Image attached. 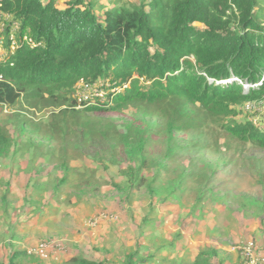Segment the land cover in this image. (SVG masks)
<instances>
[{"label": "trees", "instance_id": "obj_1", "mask_svg": "<svg viewBox=\"0 0 264 264\" xmlns=\"http://www.w3.org/2000/svg\"><path fill=\"white\" fill-rule=\"evenodd\" d=\"M0 11L21 22L14 55L0 67L4 76L0 106H19L9 116L15 131L27 136L26 143L34 156L44 160L42 165L64 170L63 177L54 180V192L67 185L74 169L88 170L73 169L68 162L69 147L74 150L76 146L79 153L75 158H80L87 155L85 146L98 147L107 141L110 158L116 160L118 153L113 150L119 144L130 160L121 171L125 180L120 186H111L127 198L138 192L145 194L150 210L155 208L154 198L162 195L160 202L176 198V191L188 183L196 184L198 201L211 198L226 204L231 200L244 214L255 207L263 209L264 204L254 197L226 189L233 174H227L226 179L218 177L233 165L232 158L227 156L220 167L198 171L196 166L180 162L183 152H178L174 134L211 125L226 138L264 149V128L234 120L236 107L264 96V0H112L108 5L98 0H69L64 9L56 7L55 0H0ZM27 31L43 45L29 48L23 43L21 35ZM233 76L261 84L245 91L237 81L217 83ZM81 79L109 80L114 87H126L113 96L110 106L78 109L69 95ZM129 107L150 108L162 119L164 149L149 148L150 138L158 130L151 131L148 125L131 122L123 131H105L100 121L87 115L103 108L114 112ZM45 108L53 109L51 123L46 125L23 114ZM79 131L78 141L73 142L70 138ZM10 132L8 124L0 121V160L16 144ZM34 137L39 138L37 148L46 146L45 150H36ZM113 137L117 145L111 142ZM17 147L19 153L27 150ZM49 178L42 181L41 188ZM261 181L264 185L263 178ZM104 182L100 180V184ZM9 197L8 191H0V209L5 215L13 208ZM1 249L0 264H18L20 257L28 255L25 250ZM220 253L214 246H206L192 264H215L217 257L221 264ZM138 255L127 251L121 264H144L150 259ZM67 264L106 262L78 255L70 257Z\"/></svg>", "mask_w": 264, "mask_h": 264}, {"label": "rangeland", "instance_id": "obj_2", "mask_svg": "<svg viewBox=\"0 0 264 264\" xmlns=\"http://www.w3.org/2000/svg\"><path fill=\"white\" fill-rule=\"evenodd\" d=\"M98 1L103 5H108L112 0ZM140 1L121 0V3H138ZM65 2L67 3V1ZM57 5H60V8H65L63 4L57 3ZM2 107L0 106V121L1 123L8 124L11 136L16 140V144L12 146L11 151L17 150V146H21L22 148L27 147V152L31 153L30 159L26 155H22V152H20L21 156L6 154V156L1 158L0 174L2 175L3 184H6L4 191H8L10 196L13 197L15 195L10 190L15 188V186L21 187L23 184L24 180L18 179L17 181L7 182L3 178V175H14L15 170L18 169L16 167L18 164L28 163V166L31 167V163L37 162V174L39 177L30 178L32 179V184H29L32 186L29 187L33 189L30 200L25 199L24 202L22 200V203H18L15 199L19 198L15 196L16 198L13 200L9 197L8 200L10 199L13 208H8V214L6 215L0 209L1 244L8 237L6 232H9V234L13 232L15 224L11 223V217L14 215L17 219L20 216L29 218L32 213L34 214L39 211L40 206L44 207L42 200L46 198L47 194H50V199H53L52 196H54L57 200H60L62 195H64L63 199L65 200L74 198L75 202L73 206L75 207L83 204L82 208L86 217L85 223H83L84 228L95 229L99 224L107 223L106 239L110 245L100 247L99 249L101 250L98 252L101 254L97 255L107 254V258H110L109 262L114 264H121L127 251H134L142 254L143 257L150 258L147 259L148 261L145 264H151L149 262L154 255L153 250L162 244H170L172 249L175 250L181 249V256H177V258L182 257L183 260H187L192 258L197 251V249H190L186 252L182 251L185 246H188L189 242L196 245V247H201L205 244H217L221 248L226 249V251L232 252L233 258L231 264H245L244 256L241 251L239 252L237 247L253 241L255 243V255L260 260L264 259V206L261 211L258 210V207H255L254 210H249L244 214L243 211H237L236 204L231 200L226 204H218L211 198L198 201L195 192L196 184L188 183L183 190L176 191L175 194L178 196L176 198H169L165 202L159 201L162 199V195L160 198H154L155 208L154 210H150L148 209L150 200L145 194L138 192L132 195V198H127L117 188L111 186V183L120 186L121 182L125 180L121 171L127 168L130 161L125 157L124 152L119 150V144L117 145L116 138L114 137L111 138V142L117 145L116 149L113 150L115 154L118 153L116 160H113L109 156L112 150L107 141L98 147L85 146L83 149L87 155L80 158H75L79 153L77 147L75 146L74 150H71L69 147L68 157L70 160L68 162H70L73 169L87 166L85 169L88 170L81 171L80 169H74L75 172L70 174L67 185L57 187L58 192H54V180L62 178L64 170L55 169L53 165H42L44 160L34 156V153L31 152V145L26 143L27 136H22L17 130L15 131L16 128H14L13 123H10L9 116L13 114L14 110H18L19 106L13 108L7 107V109H1ZM51 110L53 109L45 108L36 110L35 113L24 111L23 114L33 118L36 123L41 122L43 125H46L47 123H51V119H49ZM236 110L238 113L234 116V120L237 122L249 121L253 123L254 121L257 125H254L256 128H264V116L254 113L253 110L247 108L246 104L236 107ZM3 112L6 113L4 114ZM87 115L100 121L102 124L101 129L104 127L105 131L107 129L123 131L125 124L131 122H136L141 126L148 125V129L151 131L158 130L150 138L151 143L149 144V148L154 149L155 147L157 150L165 148L164 137H161L162 119L156 116L150 108L129 107L114 112H111L108 108H103L99 111L87 112ZM92 125L93 123H91ZM112 126L114 127L113 129H111ZM72 130H75V128L67 129V131ZM80 134L81 131L77 132L70 139L74 138L73 142H76L78 141L76 137ZM34 138L36 145L39 138ZM174 142L177 144L178 152H183L180 162L196 166V169L201 172L222 166L226 162L227 156L232 158L235 163L233 162V165L230 164L225 171L218 174V177L221 179H226L227 174H233L232 180L225 186L226 189L238 194L252 196L261 201V204H264V185H261L262 178L264 180V149L253 147L250 144L244 145L236 140L226 138L218 127L216 128L211 125L206 126L205 129L196 131L175 132ZM205 147L209 148L200 149ZM40 149L45 150L46 146L37 148L36 145V150ZM184 153L186 156H183ZM98 159H101L102 162ZM190 161L191 163H189ZM42 166L50 168V172L45 174L44 177L46 178L44 179L41 175L43 169L40 170ZM89 169H95V171L92 172ZM221 169H224V167H221ZM29 173L25 172L23 175H30ZM48 177L50 178L46 181V187L44 189L41 188V182ZM101 179L105 180V182L100 184ZM19 192L16 189L15 194ZM71 193L74 194L69 197ZM34 194L38 198H35ZM18 196L20 197V195ZM2 203L0 201V204ZM51 203L52 201L49 204ZM58 205L61 208L62 205L67 207L64 204ZM31 207H34V209H31ZM35 215L34 220L29 219L37 223L40 218L38 214ZM102 215H106V217H100ZM170 216L172 217L170 218ZM95 218H98L96 223L94 221ZM171 222L174 223L172 224ZM45 225L48 228V232H42L41 235L37 234L39 238L38 242L52 240L57 242L58 246L47 259L57 258L58 256H62V254L67 255L69 250L73 249V246L70 242L71 236L65 235L67 233V229H65L66 225L63 223L55 225L45 223ZM214 228L216 230L210 232ZM47 233L48 235H46ZM77 234L81 235L82 232ZM206 240L210 242L207 243L205 242ZM83 248L82 253L89 254L86 252V245ZM217 259L220 260L219 257ZM217 259L215 261H218ZM43 260L46 259L41 260V258L36 256L25 255L18 259V264H40Z\"/></svg>", "mask_w": 264, "mask_h": 264}, {"label": "crops", "instance_id": "obj_3", "mask_svg": "<svg viewBox=\"0 0 264 264\" xmlns=\"http://www.w3.org/2000/svg\"><path fill=\"white\" fill-rule=\"evenodd\" d=\"M65 1L68 2L69 0H55L56 7L60 8L59 7L60 5H57V3L63 4L66 7ZM61 9H64V8L61 7ZM9 154L21 156V153H18L16 149L13 151H10ZM22 155L24 156L26 155L29 159L31 157V153L27 152V150L22 151ZM16 167L18 169L15 170L16 172L14 175H10V174H8L7 176L3 175V178L6 179L7 182L17 181L18 179L24 180L21 187L15 186V188L20 191L18 194H15L16 193L15 188H12L10 190L12 194H14L17 198H19L15 200H17L18 203L19 202L22 203V200L23 202L25 201V199L30 200V197L33 194V189L32 187H29L30 185L29 183L32 184V179H30L31 177H36V178L39 177V175L37 174L38 166L36 162V164L31 165V167L28 166V163L18 164ZM30 170L32 171L30 172ZM40 170H42L41 175L43 179L46 178L44 177L45 174L50 172V168H46V166H42ZM25 172L27 173L30 172L29 173L30 175H27V176L23 175L25 174ZM1 176L2 175L0 174V191L4 192L6 184H3ZM18 195H20V197ZM45 197L47 199L45 198L42 200L44 207L40 206V209L37 213H34V214L32 213L29 216V218L34 220L36 216L35 214H38V217L40 218V220L37 223H34L31 221V219L22 217V216H20L18 219L14 215L11 217V223L15 224L13 226V232H11L10 234L9 232H6L8 237L2 242V244L0 242L1 244L0 250H2L1 249L2 246L4 247L7 246L8 251L25 250L27 247L33 246L36 243H38L39 238L37 234L41 235L42 232L43 233L48 232V228L46 227L45 223H48L50 225L63 223L66 225L65 229H67L66 230L67 233H65V235L71 236L70 242H71V245L73 246V249L69 250L67 255L62 254V256H58L57 258H50V259L43 260L40 264H67V261L70 257L78 256V255L83 256L88 259L103 260L106 262V264H114V263L109 262L110 258L109 257L107 258V254L101 255V256L97 255V254H101L100 252H98L101 250L99 249L100 247H103V246L107 247L108 245H110V243H107V239H106L107 227H108L107 223L105 222L101 223L95 229H90V228L86 229L83 227V223H85L84 221L86 218L84 210L82 208L83 204L81 205L79 204L80 206H77V207L73 206L75 202L74 198L70 200V203H66V200L63 199L64 195L61 196L60 200H57L54 196H52L53 199L52 198L50 199L51 197L50 194H47ZM35 198H38L37 195H35ZM51 201L52 203L49 204ZM58 204H64L67 207H64L62 205V208H61ZM31 209H34V207H31ZM171 217L172 216H170V218ZM171 223L173 224L174 222H171ZM215 230L216 228H214L210 232L215 231ZM79 232H82V234L81 235L77 234ZM46 235H48V233ZM205 242L209 243L210 241L206 240ZM190 243L191 242H189L188 246H185V248H183L182 251L186 252V251H189L190 249H193V250L197 249L195 255L192 258H189L187 260H183L182 257L177 258V256H181L180 254L181 249L175 250V249H172L170 244H162L153 250L154 255L149 263L151 264H172L173 262H175L176 264H192L194 261V257L203 247H206V245L207 246L214 245V244L212 245L205 244L201 247H198V246L196 247V245H193L192 243L191 244ZM85 245H86V252L89 254L82 253V250L84 249L83 247ZM214 247L217 248L219 251H221L220 253L222 256L221 264H231L232 263V258H233L232 252L226 251V249L221 248L217 244L214 245ZM138 254L139 256L143 257L142 254L140 253ZM151 256H152V253H151ZM216 259H213V263L218 264L220 260L217 259L218 261H215Z\"/></svg>", "mask_w": 264, "mask_h": 264}, {"label": "built area", "instance_id": "obj_4", "mask_svg": "<svg viewBox=\"0 0 264 264\" xmlns=\"http://www.w3.org/2000/svg\"><path fill=\"white\" fill-rule=\"evenodd\" d=\"M21 31V22L14 19L8 13H2L0 11V67L7 61L9 56L14 55L15 49L18 46L17 35ZM23 32L21 35V40L23 43L27 44L29 48H35L43 45L42 40H35L29 33ZM8 44V46H6ZM4 80V76L0 73V81ZM238 83L243 84L246 90L250 87H258L261 83L248 84L247 82H242L238 78H235ZM126 85L122 87H114L113 84H110L109 80L99 81V82H85L81 79L74 86V91L71 94L72 99L75 102L76 108H82L86 106H102L110 104L112 98L115 94L119 93L120 90L125 88ZM247 108L253 110L254 113H259L264 116V96L251 100L246 103ZM256 118V116H255ZM254 125L256 123L253 121ZM257 126V125H256ZM100 217H106L102 215ZM98 218H95V223ZM57 242L52 240H44L36 243L33 246H29L25 249L28 255L36 256L41 259H47L51 255V252L56 248ZM239 252L241 251L245 264H264V259L260 260L259 257L255 255V243L249 242L246 245L237 247Z\"/></svg>", "mask_w": 264, "mask_h": 264}, {"label": "clouds", "instance_id": "obj_5", "mask_svg": "<svg viewBox=\"0 0 264 264\" xmlns=\"http://www.w3.org/2000/svg\"><path fill=\"white\" fill-rule=\"evenodd\" d=\"M235 78H237V77H232L231 79H228V80H221V81H219V82H217V83H219V84H226V83H228V82H232V81H237V80H235ZM239 79V78H238ZM239 80H241V79H239ZM210 82H213V80L212 79H210L209 80ZM242 81V80H241ZM243 83L245 82V81H242ZM241 84V83H240ZM248 84H251V85H253L252 83H248ZM256 84V83H255ZM242 86H243V84H242ZM251 88V87H250ZM250 88H248V90L250 89ZM243 89L245 90V91H248V90H246L245 89V87L243 86ZM120 92H122V91H120ZM119 92V93H120ZM112 102V101H111ZM74 105H75V102H74ZM111 105V103L110 104H107V105H102V106H110ZM86 107H89V106H86ZM82 108H85V107H82ZM82 108H78V109H82Z\"/></svg>", "mask_w": 264, "mask_h": 264}]
</instances>
